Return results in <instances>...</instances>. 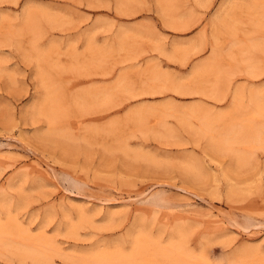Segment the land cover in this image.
Segmentation results:
<instances>
[{
	"label": "rangeland",
	"instance_id": "rangeland-1",
	"mask_svg": "<svg viewBox=\"0 0 264 264\" xmlns=\"http://www.w3.org/2000/svg\"><path fill=\"white\" fill-rule=\"evenodd\" d=\"M263 48L264 0H0V264L48 263L26 237L48 264L140 235L264 255V147L210 144L264 130Z\"/></svg>",
	"mask_w": 264,
	"mask_h": 264
},
{
	"label": "bare ground",
	"instance_id": "bare-ground-1",
	"mask_svg": "<svg viewBox=\"0 0 264 264\" xmlns=\"http://www.w3.org/2000/svg\"><path fill=\"white\" fill-rule=\"evenodd\" d=\"M263 97L264 94L260 91H257L253 96L252 100L254 101L253 104L254 106H256L255 110L257 112H259L261 108H263V102H264ZM210 122L211 121L208 119L203 120L201 123L202 126L199 129L194 130V132L192 131L193 134L195 133L194 134L195 136H202V135L204 136L205 134H207L208 132L207 128H210ZM247 133H244L243 129H239L238 132H234L233 130L229 129L225 133V136L220 138V140L217 143H215V141L214 142L211 141L210 144L212 147H225L226 150L229 149L231 151H234L232 147L233 144L243 143L249 145V147L252 148L264 147L263 129L257 128L255 132L251 134L249 133L247 134ZM234 154L238 162L245 160V156H246L245 154L238 151H234ZM184 172L187 176L194 177V179L199 177V174L195 172L193 169H191V167L188 164L184 165ZM158 196H155L154 198L151 197L153 198L150 202L152 205L160 206V203L163 200L162 197H158ZM11 222L12 221H9L6 224L2 222L0 223V242L4 244V246H9L14 242V239L11 236L12 235L11 227L13 226ZM151 238L152 237L149 238L148 236L145 235H140L136 237L132 242L133 244L132 249L128 252L122 249H118L115 251H108V252L105 251L100 253L98 252L95 254H90L85 257H82L81 260L83 264H88L90 262H99L103 264H116V262H124L126 264H204L202 258H197L196 255H194L191 252H188V250H185L183 242L182 243L171 242L168 246H163V245L161 246L159 244L160 242L157 243L155 239L154 241ZM25 240H26L24 242L25 246H23L24 248L23 250L21 249L22 252H20L22 256H27L29 258H32L34 259V261L36 260V262L46 261L49 263L48 257L50 256L46 255V252L44 250V247L46 245L45 242H43L40 239H33L31 237H26ZM243 254H244L243 256L240 254L241 257L239 256L240 257L239 260H235L234 264H264V255L258 253L257 251H247L244 252Z\"/></svg>",
	"mask_w": 264,
	"mask_h": 264
}]
</instances>
